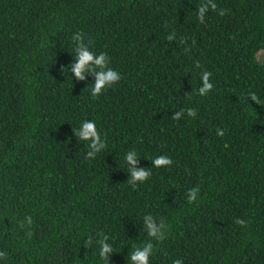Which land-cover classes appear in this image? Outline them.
<instances>
[{
  "label": "trees",
  "instance_id": "16d2710c",
  "mask_svg": "<svg viewBox=\"0 0 264 264\" xmlns=\"http://www.w3.org/2000/svg\"><path fill=\"white\" fill-rule=\"evenodd\" d=\"M203 2L0 0V264H105L104 235L131 264L149 214L168 226L150 264H264V0H214L201 23ZM77 32L121 76L97 97L71 72ZM85 120L107 144L91 159ZM130 150L151 171L135 186Z\"/></svg>",
  "mask_w": 264,
  "mask_h": 264
},
{
  "label": "clouds",
  "instance_id": "9594fccd",
  "mask_svg": "<svg viewBox=\"0 0 264 264\" xmlns=\"http://www.w3.org/2000/svg\"><path fill=\"white\" fill-rule=\"evenodd\" d=\"M216 11L217 4L214 0H204V2L200 5L197 10V18L201 23L204 22L206 14L209 10ZM225 10L219 9V15H224ZM175 37V33L169 34L167 36V40L172 41ZM72 41L75 45V53H76V62L71 64V72L74 74L77 80L83 81L85 79V73L90 72L95 76V83L91 89V95L93 97H97L102 93V91L106 90L108 87L117 83L121 76L120 74L109 67V57L106 53L101 52L100 54H96L90 50L89 45L85 44L84 34L82 32H77L72 36ZM261 55H264L262 53ZM196 67H200L199 64ZM64 66H61V72H65ZM211 73L208 71H204L201 76L202 86L198 89L200 95H206L214 85L210 82ZM249 99L251 101H255L256 104L264 106V102L257 96L256 93H249ZM185 115L184 110L177 111L175 115L172 117L175 120L181 119ZM187 116L195 117L196 111L192 108L187 109ZM75 136L79 140L87 141L89 151L87 152L86 159L94 158L97 153L101 152L107 147L105 139H102L100 132L96 127L95 121L85 120L82 122L79 129L73 130ZM224 131L221 129H217V135L224 136ZM137 157L138 154L134 150H130L127 152L125 156V162L128 166V172H130V178L128 182L135 186L138 182H144L151 176V171L148 167H137ZM152 166L154 167H168L172 164V160L165 155H161L151 160ZM199 194V188L194 187L189 189L187 193V198L189 203L195 202L197 200ZM28 222H31V217H28ZM144 222V230L147 232V235L151 238V240L145 243L142 247L135 248L134 251L130 254L131 264H150V257L154 252V243L152 240L157 242H163L166 238L167 233V224L161 219L157 222L156 218L152 215H145L143 218ZM237 224L241 226H246L247 222L243 219H237ZM109 237L104 235L101 239L97 241L99 247V256L102 260L105 261V264H109V254L114 252V249L111 244L107 241ZM92 244V238L88 237L87 240L84 241V247L90 248ZM6 254L3 251H0V258H5ZM173 264H183V261L180 259H176L173 261Z\"/></svg>",
  "mask_w": 264,
  "mask_h": 264
}]
</instances>
